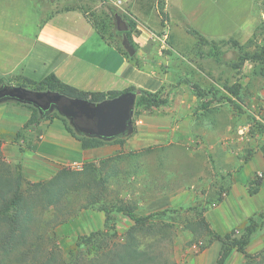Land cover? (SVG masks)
Returning <instances> with one entry per match:
<instances>
[{
  "label": "rangeland",
  "instance_id": "374dc122",
  "mask_svg": "<svg viewBox=\"0 0 264 264\" xmlns=\"http://www.w3.org/2000/svg\"><path fill=\"white\" fill-rule=\"evenodd\" d=\"M34 1L46 10L52 5L79 7L114 44L122 41V33L115 28L114 13L121 14L131 31L136 32V21L129 15L126 0ZM153 9L160 24L151 31L147 45L156 53L151 61L169 76L161 87L167 105L150 112L134 109L131 133L81 148L84 151L72 159H48L37 154L33 145L40 139L33 133L27 135V130L19 132L18 138H0V166L18 169L25 183L47 180L59 170H66L69 178L73 175L70 182L79 183L89 176L83 172L84 165H88L107 180L102 194L108 199L116 195L111 188H117L122 197L136 199L145 210L172 208L190 218L201 211L220 239L203 248L202 242H191L189 228L180 220L175 221L170 251L178 264H214L224 240L234 244L235 240L247 241L246 254L232 245L226 264H263L259 262L264 255V171L236 186L235 191L232 174L255 152H264L260 93L264 87V64L244 60L264 48V0H255L249 25L233 36L214 40L170 21L164 11L165 0H154ZM132 41L136 43L133 38ZM22 76L13 73L5 78L15 85ZM181 78L199 85L206 96H196L188 85L178 82ZM230 89L237 90V94H231ZM204 102L207 108L202 107ZM56 112L52 109L50 114L56 116ZM165 115H171V123L166 126L156 121ZM65 121L75 130L69 119ZM64 189L55 190L52 195L58 196ZM249 190L256 192L250 194ZM218 198L221 201L216 203ZM89 202L88 191L81 188L47 209L35 207L41 217L40 246L44 252L104 229V211L91 207ZM112 216L113 228L119 234L133 223L120 212H112ZM250 218L259 225L246 236L244 228ZM46 259L47 254L36 259L26 254L16 257L13 264H38Z\"/></svg>",
  "mask_w": 264,
  "mask_h": 264
},
{
  "label": "crops",
  "instance_id": "0c3cea01",
  "mask_svg": "<svg viewBox=\"0 0 264 264\" xmlns=\"http://www.w3.org/2000/svg\"><path fill=\"white\" fill-rule=\"evenodd\" d=\"M126 1L136 21L135 33L128 28L136 42V60L125 57L79 7L52 5L46 10L34 0H0V75L21 73L41 80L52 73L61 83L82 91H122L129 86L160 90L169 76L151 61L156 53L147 45L151 31L160 24L154 0ZM254 7L255 0H165L164 11L170 21L214 40L233 36L249 25ZM260 93L264 113V87ZM30 116L24 104L0 101V138H18L19 132L27 130V135L33 133L40 139L33 150L48 159H72L84 151L61 119L46 117L25 127ZM156 121L166 126L171 115ZM262 171L264 152L258 151L232 174V189Z\"/></svg>",
  "mask_w": 264,
  "mask_h": 264
},
{
  "label": "trees",
  "instance_id": "16d2710c",
  "mask_svg": "<svg viewBox=\"0 0 264 264\" xmlns=\"http://www.w3.org/2000/svg\"><path fill=\"white\" fill-rule=\"evenodd\" d=\"M149 1L153 2V0ZM95 26L101 30L97 24ZM129 27L131 26L129 25ZM101 32L103 33L102 30ZM103 35L105 36L104 33ZM126 35L130 43L135 46L130 29L126 31ZM115 46L129 60L137 59L136 54L129 56L121 43L115 44ZM245 59L264 64V48L259 53L248 58L245 57ZM5 77L0 75V87L21 86L35 91H57L93 103L113 98L122 92H138L134 109L139 112H150L153 108L167 105L168 102L167 98L162 96L161 89L148 91L129 86L122 91H82L61 83L52 73L41 80L22 76L21 81L15 85H11ZM178 82L188 85L196 96H206L205 91L189 79L181 78ZM230 93L237 94V90L230 89ZM22 104L31 110V116L25 127L37 124L42 118L58 117L63 121L66 129L81 142L83 149L98 146L107 141V139L86 136L76 132L67 125L66 117L60 115L58 111L56 116H52L50 112L42 114L37 107L30 103ZM202 107L207 108L208 104L204 102ZM77 133L80 137H77ZM83 172H87L89 176L79 183L70 182L69 180L73 179V175L69 178L66 170H59L51 178L44 181L25 183L18 169L0 166V264H13L16 257L26 254L33 255L34 259L38 255L47 254L46 261L38 264H178L170 251L174 241V225L177 220H180L185 228H189L191 242H202L203 248L210 245L215 239H220L219 235L210 229L201 211L196 213L195 218H190L188 214L185 215V212L177 213L172 208L145 210L141 208L143 206L136 199L122 197L117 188H111L114 189L113 192L116 195L108 199L102 194L103 189L106 191L107 188V180L102 174L88 165H84ZM258 181L256 180V182ZM60 183H62V186ZM62 187L65 189L60 191L58 196L52 195L55 190L58 191ZM81 188H86V191H88V200L91 207L104 211V229L83 235L74 243L64 244L60 240L62 242L60 246L54 245L44 252L45 250L40 246V242L43 240V233L39 232L41 217L37 213L39 211H35V207L41 206L42 210L47 209L52 205H56V202H59L64 195L75 189L79 191ZM248 192L254 194L256 190H249ZM34 199H38V201ZM215 201L218 203L221 198ZM115 211L128 216L133 221L122 234H119L113 228L112 212ZM258 225L254 218H250L244 228L245 235H251ZM246 242V240H235L236 244H234L232 241L225 242L224 240L214 264H226L229 253L234 246L242 254H246L244 249ZM261 258V262H258L264 264V255ZM255 263L257 264V262Z\"/></svg>",
  "mask_w": 264,
  "mask_h": 264
},
{
  "label": "water",
  "instance_id": "95a60500",
  "mask_svg": "<svg viewBox=\"0 0 264 264\" xmlns=\"http://www.w3.org/2000/svg\"><path fill=\"white\" fill-rule=\"evenodd\" d=\"M115 28L122 32L121 44L129 56L135 54L126 31L129 26L121 14H114ZM137 92L127 91L119 95L93 103L85 99L74 98L57 91H35L21 86H1L0 101L12 99L30 103L42 114L56 109L70 120L74 129L86 136L103 139L122 137L132 132V113Z\"/></svg>",
  "mask_w": 264,
  "mask_h": 264
}]
</instances>
